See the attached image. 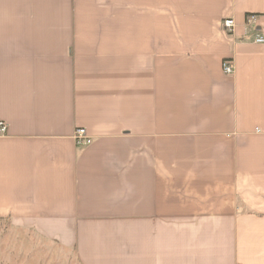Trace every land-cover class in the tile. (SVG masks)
<instances>
[{"label":"crops","instance_id":"1","mask_svg":"<svg viewBox=\"0 0 264 264\" xmlns=\"http://www.w3.org/2000/svg\"><path fill=\"white\" fill-rule=\"evenodd\" d=\"M257 33L264 0H0V264H264Z\"/></svg>","mask_w":264,"mask_h":264},{"label":"built area","instance_id":"2","mask_svg":"<svg viewBox=\"0 0 264 264\" xmlns=\"http://www.w3.org/2000/svg\"><path fill=\"white\" fill-rule=\"evenodd\" d=\"M259 18L258 16L251 15L246 19V26L248 29L253 30L258 26ZM223 27L227 31L228 34H232L235 28V22L232 19H226L223 21ZM256 43H264V37L257 33L255 38ZM223 70L225 74L232 76L234 74V67L232 65L231 60H225L223 62ZM8 125L5 122L0 121V137H4L7 134ZM75 138L77 141L86 140L88 144L91 143V140L87 137L86 130L79 129L75 134Z\"/></svg>","mask_w":264,"mask_h":264}]
</instances>
